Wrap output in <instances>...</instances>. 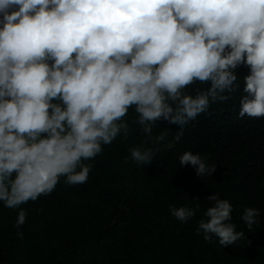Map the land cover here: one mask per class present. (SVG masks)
Listing matches in <instances>:
<instances>
[{
	"label": "clouds",
	"instance_id": "clouds-1",
	"mask_svg": "<svg viewBox=\"0 0 264 264\" xmlns=\"http://www.w3.org/2000/svg\"><path fill=\"white\" fill-rule=\"evenodd\" d=\"M237 93L240 118H264V0H0V202L20 208L60 177L85 183L84 161L129 135L130 108L145 135L131 159L147 166L170 132L154 135L157 122L177 125L179 141L190 121ZM179 164L198 177L216 170L190 151ZM206 200L197 233L223 247L245 241L230 201ZM198 208L170 212L187 223ZM260 214L246 207L240 219L251 231ZM26 215L20 208L17 229Z\"/></svg>",
	"mask_w": 264,
	"mask_h": 264
},
{
	"label": "trees",
	"instance_id": "trees-1",
	"mask_svg": "<svg viewBox=\"0 0 264 264\" xmlns=\"http://www.w3.org/2000/svg\"><path fill=\"white\" fill-rule=\"evenodd\" d=\"M236 72L242 83L249 68ZM238 96L211 104L185 126L179 141L177 125L157 122L154 135L170 132L147 166L131 159L130 150L145 135L131 123L138 114L130 108L123 118L129 135L84 161L91 165L85 183L68 185L60 177L51 193L20 206L27 215L19 229L20 208L0 202V264H264V118H240ZM187 151L216 164L213 174L198 177L193 166H181ZM212 194L230 201L232 222L245 241L223 247L218 238L209 242L197 233ZM197 204L187 223L171 215L170 206ZM246 207L261 213L251 231L240 219Z\"/></svg>",
	"mask_w": 264,
	"mask_h": 264
}]
</instances>
